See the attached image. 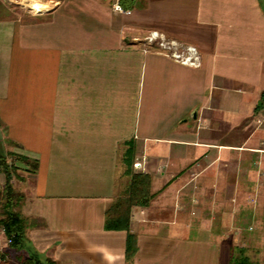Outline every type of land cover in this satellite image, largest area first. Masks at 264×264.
I'll return each instance as SVG.
<instances>
[{
    "label": "crops",
    "instance_id": "0c3cea01",
    "mask_svg": "<svg viewBox=\"0 0 264 264\" xmlns=\"http://www.w3.org/2000/svg\"><path fill=\"white\" fill-rule=\"evenodd\" d=\"M53 1L0 17V149L38 164L12 181L32 250L57 264H230L236 251L264 264V190L238 189L254 176L244 156L264 157V131L245 125L264 111V0ZM153 32L201 65L158 51ZM143 157L154 198L131 210L129 262L107 212ZM7 241L0 227L3 264H19Z\"/></svg>",
    "mask_w": 264,
    "mask_h": 264
},
{
    "label": "trees",
    "instance_id": "16d2710c",
    "mask_svg": "<svg viewBox=\"0 0 264 264\" xmlns=\"http://www.w3.org/2000/svg\"><path fill=\"white\" fill-rule=\"evenodd\" d=\"M136 0H121V4L130 6ZM16 161L22 162L30 166L33 171L37 170V162H31L24 156H16ZM13 165H9L5 158L0 154V169L6 174V184L4 192H0V227L3 229L9 243V249L16 252L15 260L19 264H57L55 261L42 257L39 253L32 250L28 245L26 238V221L17 211L23 199V195L15 192L11 181L14 172L10 171ZM151 176L143 172H134L131 175V181L128 191L120 196L110 210L107 212V229L125 230L128 234L127 239V260L130 262L137 252L136 236L130 230V216L133 207L149 206L154 195L151 193ZM2 213V214H1ZM11 254L7 252L2 254L0 262H4L6 257ZM230 264H254L250 259L241 254L231 259Z\"/></svg>",
    "mask_w": 264,
    "mask_h": 264
},
{
    "label": "rangeland",
    "instance_id": "374dc122",
    "mask_svg": "<svg viewBox=\"0 0 264 264\" xmlns=\"http://www.w3.org/2000/svg\"><path fill=\"white\" fill-rule=\"evenodd\" d=\"M38 1L42 5L46 6V8L44 10L38 11L37 7L36 8L33 7L35 0H0V17L9 16V15H16L17 17H22V18L27 20L29 18H36L40 15L41 16L46 15L49 11H51L54 7L57 6L53 0H38ZM142 6H143V4L139 3L137 7L141 8ZM155 47H156V45H155ZM245 125L250 126V129L253 131H256V130H259L258 132L264 131V111L255 114V116H253L250 120H248V122H245ZM226 139L229 141H232V142L237 141V137L235 136V133H228ZM260 145H261V151L263 152L264 147L262 144H260ZM0 154L5 158L6 162L9 165L14 164V166L12 168H10V171L14 172V176L12 178V181L14 180L15 183L21 182V177H19L20 176L19 174H21V173H19V171H24V167L27 165L22 163V162L16 161V156H18L16 154H13L10 152L4 153L3 151H1V149H0ZM254 154H261V153H254ZM252 157H253V155H250V156L245 155L243 160L245 162V166L249 168V172L254 173L255 177L250 175V177H248V179L246 181L241 183V186L238 188L239 191H241V192H259L258 188H260V189L262 188L264 190V170H262V173L257 172L259 169L261 170V166L256 164V161H258V162L260 160L263 161L264 157L261 156L258 159H254V158L252 159ZM235 158L241 159V156L234 154L233 159H235ZM29 169L33 170L30 166H29ZM0 174L3 175L4 180H5V184H6V181H7L6 180V174L3 172V169H0ZM257 176H259L261 178L262 182L258 181ZM12 181H11V184H12L13 188H15V183H13L14 181L13 182ZM235 183H236V181H235ZM222 184H223L222 181L219 182L220 187H222ZM2 192H4V190ZM15 192H17V191L15 190ZM255 199H256L255 194L250 196V202L253 203L254 205H255V203H254ZM2 209H3L2 206H0V210H2ZM247 214H248L247 222L243 223L242 227H243V229L247 235L256 234L257 231L254 227H255V222L257 219H255L254 215L252 218V210H247ZM263 214H264V212H263ZM250 228H252V230ZM7 243L9 245V241H7ZM236 254L238 255V257L240 256L239 251H236ZM3 263H5V262H2L1 264H3Z\"/></svg>",
    "mask_w": 264,
    "mask_h": 264
},
{
    "label": "built area",
    "instance_id": "2783aa9c",
    "mask_svg": "<svg viewBox=\"0 0 264 264\" xmlns=\"http://www.w3.org/2000/svg\"><path fill=\"white\" fill-rule=\"evenodd\" d=\"M113 10L119 14H128L129 12L126 11L120 3H116L113 5ZM147 42L150 45L157 47L158 51L162 52L163 54L171 57L176 62H179L186 66L191 67H199L201 65V57L200 53L194 46H180L174 41H169L160 35L157 32H153L148 38ZM145 162L146 158L143 157L141 161H137L134 164V168L138 172L145 171ZM5 188V180L2 174H0V192L3 191ZM10 243V241H9Z\"/></svg>",
    "mask_w": 264,
    "mask_h": 264
}]
</instances>
